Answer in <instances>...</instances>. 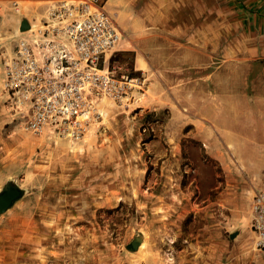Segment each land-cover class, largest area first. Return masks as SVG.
<instances>
[{"label": "rangeland", "instance_id": "1", "mask_svg": "<svg viewBox=\"0 0 264 264\" xmlns=\"http://www.w3.org/2000/svg\"><path fill=\"white\" fill-rule=\"evenodd\" d=\"M57 1L8 2L0 21V193L22 190L0 213V264H264L249 224L264 187V37L246 0H133L153 26L123 34L106 66L140 89L97 100L71 136L26 130L4 90L19 19L40 25ZM143 38L181 41L169 49L182 60L149 68L130 49Z\"/></svg>", "mask_w": 264, "mask_h": 264}, {"label": "built area", "instance_id": "2", "mask_svg": "<svg viewBox=\"0 0 264 264\" xmlns=\"http://www.w3.org/2000/svg\"><path fill=\"white\" fill-rule=\"evenodd\" d=\"M122 37L104 0H58L40 25L20 30L4 60V90L27 115L25 129L50 125L63 133L73 125L79 134L77 119L91 97L117 98L121 83L136 81L121 82L106 66ZM249 224L256 249L264 252V187L252 194Z\"/></svg>", "mask_w": 264, "mask_h": 264}, {"label": "crops", "instance_id": "3", "mask_svg": "<svg viewBox=\"0 0 264 264\" xmlns=\"http://www.w3.org/2000/svg\"><path fill=\"white\" fill-rule=\"evenodd\" d=\"M104 1L106 2V8L112 15H114L119 27L123 31L124 37L128 38L135 29H140V27L143 28V30H149L152 28L153 25H146L149 21V16L145 14V11L141 14L135 13L132 8L133 0ZM8 2L15 3L18 2V0H0V21H5L4 14L7 12ZM243 10L246 20H248L250 24L257 29V33L260 36L264 37V5H261L259 1L246 0L245 8ZM22 20L28 21V19L20 18L18 23L20 24ZM19 29L20 28H18L17 32L20 31ZM149 33H151V31ZM172 44L179 45L180 47L183 45L181 41L174 39H166V41H162L156 38H143L141 43L136 41L132 42L130 49H134L137 52V55L141 53L145 57L147 65L150 68L152 64L151 62L154 60H171L172 57L174 58L173 60H176L177 58L182 60V52L175 51L172 53L170 51L169 46ZM196 57L197 55H191L190 59L192 60ZM163 65L165 69V67H167V63H164ZM135 92H137V90L134 91V93ZM254 145L255 150L264 151V135H262Z\"/></svg>", "mask_w": 264, "mask_h": 264}, {"label": "water", "instance_id": "4", "mask_svg": "<svg viewBox=\"0 0 264 264\" xmlns=\"http://www.w3.org/2000/svg\"><path fill=\"white\" fill-rule=\"evenodd\" d=\"M30 28V23L27 20H23L20 24V30L25 31ZM22 190L16 185L9 184L0 193V213H4L12 203L20 198ZM140 246V242L134 241L128 247L131 251H136Z\"/></svg>", "mask_w": 264, "mask_h": 264}, {"label": "bare ground", "instance_id": "5", "mask_svg": "<svg viewBox=\"0 0 264 264\" xmlns=\"http://www.w3.org/2000/svg\"><path fill=\"white\" fill-rule=\"evenodd\" d=\"M53 65H54V63L52 64V66H53ZM132 83H133V81H130V82L127 83V84L121 83V86H122L123 91H122V93H121V95H120L119 98L123 97L122 94H126V93H127V89H130V86H132V88L135 87V89H140L139 86H137V85H135V84L133 85ZM102 98H107V97L104 96V95H101V96H93V97H91V99H90V103H92V104H91L88 108H86V110H85L84 113H82V114H80V115L78 116V119H77L78 125H79L81 122L84 123V121H85L86 119L89 118V115L91 114V111H93V110L95 109V104H96L97 100H100V99H102ZM73 129H75V127H73V125H71V126H68V127L66 128L65 131H67V130H68V131H71L72 133L69 134V135L71 136V135L76 134V133H74L75 131H74ZM76 129H77V128H76ZM70 136H68V137H70ZM18 188H19V187H18ZM19 189H21V187H20ZM90 191H91V193H90L91 197L95 196V190H94V189H91ZM18 199H19V198H18ZM18 199H17V200H18ZM15 201H16V200H15ZM15 201H14V202H15ZM14 202L12 203V205H11V206H10L5 212H7L10 208L13 207ZM5 212H4V213H5Z\"/></svg>", "mask_w": 264, "mask_h": 264}]
</instances>
